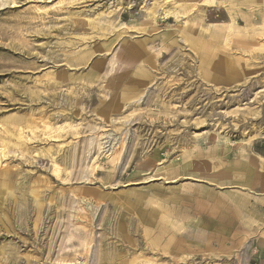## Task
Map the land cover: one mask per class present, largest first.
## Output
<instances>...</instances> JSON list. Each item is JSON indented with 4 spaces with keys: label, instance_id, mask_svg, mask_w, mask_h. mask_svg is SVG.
<instances>
[{
    "label": "rangeland",
    "instance_id": "1",
    "mask_svg": "<svg viewBox=\"0 0 264 264\" xmlns=\"http://www.w3.org/2000/svg\"><path fill=\"white\" fill-rule=\"evenodd\" d=\"M222 1L0 0V264H264V1Z\"/></svg>",
    "mask_w": 264,
    "mask_h": 264
},
{
    "label": "bare ground",
    "instance_id": "2",
    "mask_svg": "<svg viewBox=\"0 0 264 264\" xmlns=\"http://www.w3.org/2000/svg\"><path fill=\"white\" fill-rule=\"evenodd\" d=\"M203 3L208 4V5L224 4L222 0H203ZM150 10L151 9H149V11ZM152 12H153V10H152ZM203 32L206 33V32H208V30L207 29H203ZM235 73H236V71H235ZM235 73L233 71L232 66L230 64H228L226 61L221 62V64L219 65V68H218V70L216 72V74L218 76V79L222 78V80H224L225 78H229V79L233 78L235 76ZM72 222L74 224L78 222V215L76 213H75V215H73ZM58 224L60 225V227L62 226V222L59 221ZM75 233H77V232H75ZM73 235H74V233H73ZM75 238H77V237H75ZM75 238L73 240H75V241H77V243H79V240H76ZM77 243H75V244H77Z\"/></svg>",
    "mask_w": 264,
    "mask_h": 264
},
{
    "label": "crops",
    "instance_id": "3",
    "mask_svg": "<svg viewBox=\"0 0 264 264\" xmlns=\"http://www.w3.org/2000/svg\"><path fill=\"white\" fill-rule=\"evenodd\" d=\"M260 1H261V0H260ZM260 1H259V0H256V2H260ZM262 1H264V0H262ZM256 2H255V3H256ZM235 71H236V73H235ZM208 72H209V71H208ZM234 73H235V75H238V74H239L238 70L235 69V68H234Z\"/></svg>",
    "mask_w": 264,
    "mask_h": 264
}]
</instances>
